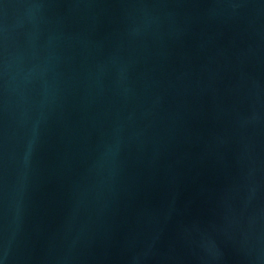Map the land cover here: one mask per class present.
<instances>
[{
  "label": "water",
  "instance_id": "obj_1",
  "mask_svg": "<svg viewBox=\"0 0 264 264\" xmlns=\"http://www.w3.org/2000/svg\"><path fill=\"white\" fill-rule=\"evenodd\" d=\"M0 264H264V0H0Z\"/></svg>",
  "mask_w": 264,
  "mask_h": 264
}]
</instances>
